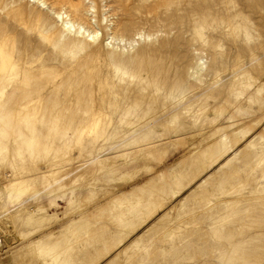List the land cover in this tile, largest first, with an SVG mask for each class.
<instances>
[{
    "label": "rangeland",
    "instance_id": "obj_1",
    "mask_svg": "<svg viewBox=\"0 0 264 264\" xmlns=\"http://www.w3.org/2000/svg\"><path fill=\"white\" fill-rule=\"evenodd\" d=\"M41 1L0 0V264H264V0Z\"/></svg>",
    "mask_w": 264,
    "mask_h": 264
},
{
    "label": "bare ground",
    "instance_id": "obj_2",
    "mask_svg": "<svg viewBox=\"0 0 264 264\" xmlns=\"http://www.w3.org/2000/svg\"><path fill=\"white\" fill-rule=\"evenodd\" d=\"M35 2H39V3H42V5H45V3L41 0H34ZM56 4V3H55ZM55 10L57 11H54V14L57 16V17H62V14L61 13V9L59 7H57V5L55 6L54 8ZM53 161H55L54 163V166L58 165V164H61L63 163V161L59 160V158H54ZM49 162H51L50 164H52V160H49ZM50 166V165H48ZM69 167L68 165H65V168H62V167H54V168H51L48 170V173H46L45 177L48 178L49 180L53 181L52 184H55V183H58L56 184V186L53 188L52 185H51V188H53V190H50L51 191H58V190H61V188L64 186V185H68L70 182H68L69 180V169L67 168ZM86 167V166H85ZM71 168V167H70ZM73 168V167H72ZM75 170V169H73ZM72 173V172H71ZM74 176V175H73ZM68 178V179H67ZM37 181H40V179H36ZM68 180V181H67ZM49 185V187H50ZM10 185H6L5 187H8ZM48 187V186H47ZM18 189L21 191V192H26V186L23 185V186H19ZM46 189V188H45ZM42 190V189H41ZM47 190V189H46ZM64 196H69V193L68 192V188L64 189Z\"/></svg>",
    "mask_w": 264,
    "mask_h": 264
}]
</instances>
